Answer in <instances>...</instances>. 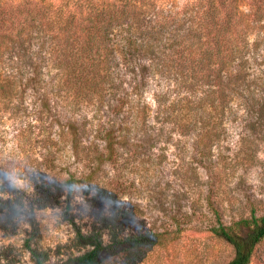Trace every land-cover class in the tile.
<instances>
[{
    "label": "rangeland",
    "instance_id": "rangeland-1",
    "mask_svg": "<svg viewBox=\"0 0 264 264\" xmlns=\"http://www.w3.org/2000/svg\"><path fill=\"white\" fill-rule=\"evenodd\" d=\"M176 43L169 33L114 53L95 86L57 68L56 42L3 57L1 78L14 73L4 65L23 69L0 95V264H72L88 248L77 230L107 247L98 264L232 257L210 229L264 214V31L251 29L222 92L202 103L214 72L180 68ZM249 264H264V240Z\"/></svg>",
    "mask_w": 264,
    "mask_h": 264
},
{
    "label": "trees",
    "instance_id": "trees-1",
    "mask_svg": "<svg viewBox=\"0 0 264 264\" xmlns=\"http://www.w3.org/2000/svg\"><path fill=\"white\" fill-rule=\"evenodd\" d=\"M243 1L246 11L239 0H187L179 10L164 8V0H0V64L5 56L16 59L34 47L45 51L56 42L61 45L57 68L67 76L77 68L82 84L95 86L103 79L100 71L109 72L107 62L114 53L131 55L138 50L137 41L171 33L180 68L195 74L204 61L214 72L217 87L209 85L200 103L214 100L223 90L225 72L243 59L251 29L264 31V0ZM4 67L8 73L14 71L0 75V95L7 97L5 92L13 93L23 68ZM194 79L198 84L199 76ZM63 184L72 188L68 180ZM210 230L232 248V257L223 264H249L264 240V214L252 210L247 217L219 222ZM76 239L88 248L72 264H98L107 250L99 235L77 230ZM36 264L43 260L36 256Z\"/></svg>",
    "mask_w": 264,
    "mask_h": 264
}]
</instances>
